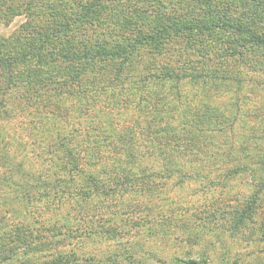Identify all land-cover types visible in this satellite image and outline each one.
<instances>
[{"label": "trees", "instance_id": "16d2710c", "mask_svg": "<svg viewBox=\"0 0 264 264\" xmlns=\"http://www.w3.org/2000/svg\"><path fill=\"white\" fill-rule=\"evenodd\" d=\"M18 14L25 15V21L8 36H0V96L16 90L25 106L37 105V109L39 103L42 107L54 106L53 110L45 109L35 118L41 122L43 133L56 137L52 150L47 151L55 168L51 172L53 178L35 176L25 178L29 183L14 182L19 203L18 210H14L17 214H7L0 206V264H145L133 257L130 247L124 252L127 255L114 252L100 259L95 255L80 257L66 246L69 240L80 237L89 239L97 235L112 239L120 235L122 226L142 227L131 217L143 212V208L148 212L151 208L142 203L122 204L116 193L130 192L134 186L141 192L151 190L148 186L151 178L162 175L153 171L148 163L137 164V154L132 149L139 139L147 141L146 151L150 154L162 150L161 143L170 146L173 142L175 150L183 155L192 137H196L200 120L185 118L191 122L186 129L185 126L172 128L165 122L161 132L155 128L150 135L132 128L127 132L117 131L109 120L111 114L107 115L108 120L99 117L98 121H93L91 116L83 129L84 137L76 142L79 149L68 142H73L84 123L78 125L76 133L62 134L58 129L60 121L68 114L84 119L88 111L85 113L75 105L89 109V98L95 100L93 95L101 93L103 99H111V94L124 101L137 98V106L151 116L149 123L160 124L167 118L166 114L174 111L190 113L191 106H182L179 101H175L178 105H168L174 97L182 100L185 79L192 81L197 89L193 95H198L200 83L236 79V66L237 71L244 67L261 72L263 77L259 83L264 89V0H0V21L7 24L6 21ZM177 42L183 52L197 53V60L180 67L158 61L168 55L167 46ZM215 57L218 60L212 68L208 63ZM144 58L154 66L145 64L137 68L136 63ZM198 96L201 99L203 94ZM71 98L74 101L71 107L63 108ZM3 100L4 97L0 98L1 106H4ZM238 108L233 110L235 114ZM214 115L207 113L204 117L211 123ZM233 124L231 120L229 130L217 118L209 129L231 132ZM244 127L242 124L240 128L244 130ZM102 148H109L114 154L97 172L96 165L103 161ZM230 149L224 162L237 155L236 151L232 153V147ZM81 150L90 155L87 162L96 166V171L84 169ZM158 152L165 153L164 162L170 165L164 178L174 174L184 176L182 166H173L176 164L173 150L169 154ZM124 153L126 158L122 161ZM246 155L248 153L245 154L248 157ZM255 163L247 165L254 177L259 170L264 171L257 161ZM244 165L237 162L225 170L224 176L247 169ZM164 169L162 166L161 173ZM61 171L67 177L60 176ZM80 176L77 182L76 177ZM258 183L256 194L244 207L234 206L230 218H226L231 233L260 212V230L264 234V211H261L264 208L257 194L259 189H264V184L262 180ZM66 194L83 202L75 203L76 207L87 208L88 204L87 211L78 212L74 217H42L25 210L34 202L60 201ZM142 214L148 217L150 213ZM151 222L153 219L145 218L143 223ZM180 264L198 263L189 256Z\"/></svg>", "mask_w": 264, "mask_h": 264}, {"label": "rangeland", "instance_id": "374dc122", "mask_svg": "<svg viewBox=\"0 0 264 264\" xmlns=\"http://www.w3.org/2000/svg\"><path fill=\"white\" fill-rule=\"evenodd\" d=\"M25 19V15L18 14L6 21L7 24L4 23L5 21H0V36H8ZM166 50L169 52L168 55L158 58V61L168 64L171 62L170 65L180 67L186 65V62L197 60V53L183 52L179 42L171 43ZM217 60L215 57L208 64L214 68ZM142 61L136 63L137 68L141 69L145 64L154 66L152 61L149 62L146 58ZM240 67L242 68V65ZM234 70L238 73L236 79L232 81L210 82L209 80L203 85L200 83L199 94H203L201 99L199 94L193 95L197 89L193 87L192 81L185 79L182 86V100L174 97L173 100L168 101V105L173 103L178 105L175 101H179L182 106H191L190 113L174 111L169 115L166 114L167 118L164 121L160 124L155 123L157 126L149 123L151 116L148 115L147 110L137 106V98L124 101L115 99L111 94L109 95L111 99H103L104 94L101 93L93 95L95 100L89 98V109L85 110V106L75 105L85 113L88 111L84 119H75L70 114L61 119L58 129L60 128L59 132L62 134L76 133L78 125L84 123V126L79 129L80 132H77L78 136H76L77 133L74 135L73 142L71 140L68 142L69 145L73 143L75 149L80 147L76 142L84 137L83 129L87 127V121L90 122L91 116L93 121H98L99 117L108 120L107 115L111 114L109 120L117 131L127 132L132 128L144 134L154 133L155 128L161 132L165 122L172 128L185 126L186 129L191 123L190 118L200 120L195 131L196 137H192V143L186 146L185 154L182 155L176 151L172 141L170 146L161 143L162 150L158 149L168 154L171 150L176 153L172 157L176 162L173 166L176 168L179 165L182 166L185 173L183 177L174 174L172 177L164 178L166 168L170 167L169 163L164 162L167 160L165 153L162 155L155 151L156 153L150 154L146 151L148 143L144 139H139L132 149L137 154V164L144 166L148 163L153 171L162 175L151 178L148 183L151 190L141 192L134 186L130 192L116 193L118 202L123 201L122 204L142 203L151 208L150 212L143 208V212H137L134 217H131L133 222L141 223L142 227L122 226L120 235L112 239L97 235L89 239L83 237L71 239L66 247L72 248L80 257L95 255L100 259L114 252L127 255L124 252L130 247L133 257L142 260L145 264H180L189 256L198 264H262L264 261V234L260 230L262 214L259 212L254 219H247L245 225L240 226L234 233L230 232L231 225L226 220L230 218V211L233 212L234 206L244 207L247 200L256 194L259 188L257 184H260L258 180H262L264 184V171L259 170V174L254 177L250 175L247 167V165L254 166L257 161L264 169V89L259 83L263 75L261 72L245 70L244 67L241 71L240 69L237 71L236 66ZM218 72L220 74L222 71ZM3 97L4 106L0 105V206L2 211L13 215L17 214L15 211L19 208L14 182H26L28 180L25 178L35 176L54 177L51 174L55 168L54 162L51 161L47 151L52 150L51 145L54 144L56 137L43 133L41 122L35 118L45 109L53 110L54 106L42 107L40 103L38 109L37 105L25 106L16 90L0 96L1 99ZM73 102L71 98L62 107L69 109ZM237 107H239L238 112L235 114L233 110ZM70 111L73 112V109L71 108ZM207 113L215 114L213 122L209 123L207 117H204ZM237 117L239 119H236ZM217 118L218 122L224 124L229 130L232 120L233 131L209 129L210 126H214ZM242 124L245 126L244 130L240 128ZM205 129L209 132H204ZM93 131L89 133L92 134ZM138 135L140 134L137 133ZM231 147L232 153L236 151L237 155L234 154L231 161L224 162ZM103 149L100 151L103 161L96 165L97 172L114 154L109 148ZM246 153L248 157H245ZM123 155L122 161L126 158V154ZM80 156H82L84 169L93 172L96 166L87 162L90 155L86 154L85 150H81ZM251 161L254 165L249 163ZM237 162L245 163L244 166L247 169H241L225 177V170ZM162 166L165 168L164 173H161ZM106 168L110 170V166ZM58 174L66 176L62 171ZM79 178L81 176L76 177L77 182L80 181ZM259 190L257 193L259 202L263 204L261 208H264V189ZM19 197L22 198L20 195ZM44 202L46 201L29 204L25 210H30L35 216L40 214L42 217L48 215L74 217L78 212H85L88 208V204H86L87 208L76 207V204L83 202L75 201L74 197L68 194L64 195L60 201L53 202L51 199L50 204ZM142 213L150 214L145 217ZM145 218L153 219V222L143 223ZM16 219L13 217L14 221ZM125 232L129 234L125 235Z\"/></svg>", "mask_w": 264, "mask_h": 264}]
</instances>
